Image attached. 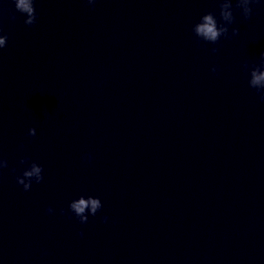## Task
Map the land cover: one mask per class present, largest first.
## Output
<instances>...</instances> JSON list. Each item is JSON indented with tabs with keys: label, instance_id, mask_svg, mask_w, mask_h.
<instances>
[{
	"label": "water",
	"instance_id": "water-1",
	"mask_svg": "<svg viewBox=\"0 0 264 264\" xmlns=\"http://www.w3.org/2000/svg\"><path fill=\"white\" fill-rule=\"evenodd\" d=\"M35 10H0V264H264V102L244 70L264 5L216 45L191 25L217 0ZM21 155L43 165L28 191ZM81 193L103 204L84 224L67 210Z\"/></svg>",
	"mask_w": 264,
	"mask_h": 264
},
{
	"label": "clouds",
	"instance_id": "clouds-1",
	"mask_svg": "<svg viewBox=\"0 0 264 264\" xmlns=\"http://www.w3.org/2000/svg\"><path fill=\"white\" fill-rule=\"evenodd\" d=\"M89 7L95 5L96 0H85ZM16 11L23 16L27 13L24 19V24L33 25L36 22L37 12L35 10V0H12ZM264 5V0H217V11H206L192 23L191 32L197 43L204 42L205 44L216 45L223 37L231 39L236 35L238 29L231 27L235 20L234 13L238 10L239 14L245 19L253 14L254 7ZM5 7V0H0V10ZM10 19L15 20V13H10ZM8 41L7 33L0 27V50L4 49ZM211 52H216L217 48L212 47ZM244 70L247 72V85L254 89L258 94V99L264 102V49L259 51L255 60L251 63L244 64ZM212 72L217 71V66L213 65L210 69ZM28 136L36 135V128L29 127L27 130ZM23 147V145H21ZM82 159L90 161L91 154H85ZM19 171L17 166L9 169L15 173L14 179L18 185L22 186L24 191H28L33 183L39 184L43 179V165L35 160L30 159L26 155H21L18 159ZM8 167V161L0 156V170ZM103 207L102 200L99 196L93 194L81 193L68 201L67 210L69 217H75L79 223L84 224L88 221L89 216H95ZM54 209L51 206L46 208V212L52 213ZM61 214L65 213L64 208H60ZM101 222H106L108 216H101ZM78 235L83 236V232H78Z\"/></svg>",
	"mask_w": 264,
	"mask_h": 264
}]
</instances>
